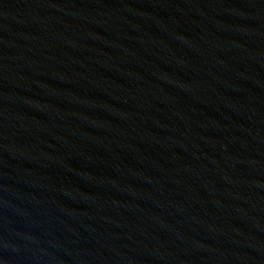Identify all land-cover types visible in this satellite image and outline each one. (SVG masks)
<instances>
[{
    "label": "water",
    "instance_id": "1",
    "mask_svg": "<svg viewBox=\"0 0 264 264\" xmlns=\"http://www.w3.org/2000/svg\"><path fill=\"white\" fill-rule=\"evenodd\" d=\"M0 264H264V0H0Z\"/></svg>",
    "mask_w": 264,
    "mask_h": 264
}]
</instances>
